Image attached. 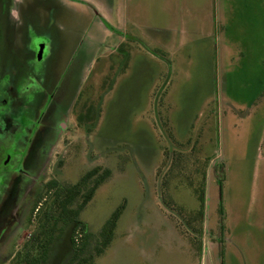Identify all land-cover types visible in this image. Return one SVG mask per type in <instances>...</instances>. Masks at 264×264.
<instances>
[{
    "label": "rangeland",
    "instance_id": "obj_1",
    "mask_svg": "<svg viewBox=\"0 0 264 264\" xmlns=\"http://www.w3.org/2000/svg\"><path fill=\"white\" fill-rule=\"evenodd\" d=\"M1 76L16 91L0 263L30 241L46 182L98 165L110 175L78 221L96 234L121 211L93 264H264V0H0ZM76 224L49 264L69 259Z\"/></svg>",
    "mask_w": 264,
    "mask_h": 264
},
{
    "label": "trees",
    "instance_id": "obj_2",
    "mask_svg": "<svg viewBox=\"0 0 264 264\" xmlns=\"http://www.w3.org/2000/svg\"><path fill=\"white\" fill-rule=\"evenodd\" d=\"M90 114L93 116L92 108L86 110L85 115L79 114L78 123H82V118H91ZM109 175V169L97 165L86 171L73 184H59L54 180L47 183L45 194L39 196L40 200L44 199L43 202L36 207L40 202L37 200L34 205L40 213L36 219L33 238L24 244L16 257L45 260L53 248V243L61 236L65 224L75 221L77 224L74 235L76 233L80 237V242L76 243L72 237V253L64 264H93L95 258L111 242L121 209L114 210L96 234L88 232L86 226L78 221V214Z\"/></svg>",
    "mask_w": 264,
    "mask_h": 264
},
{
    "label": "flooded vegetation",
    "instance_id": "obj_3",
    "mask_svg": "<svg viewBox=\"0 0 264 264\" xmlns=\"http://www.w3.org/2000/svg\"><path fill=\"white\" fill-rule=\"evenodd\" d=\"M25 36L26 35H24V39H25ZM26 42H27V47L25 46V49L23 48L22 51H24L25 54H30V56L33 59H36L37 62L39 63L46 54L45 53L46 41L41 39L40 37H38V35H33L32 33H30L27 35ZM9 68H10V66H9ZM20 70H21L20 67H17L16 71H14V72L8 71V72L13 77L14 75L18 74V72ZM18 89H19L20 93H22V92L26 93L27 90H29L28 86H25V87L20 86ZM13 91H16L15 87L12 90V87L10 86L8 81H4V78L1 76L0 77V116L3 115L4 113L6 114V112L8 111V109H9L8 104L10 102L11 93ZM17 93H19V92H16V94ZM52 180H49L48 182H46V184ZM36 212H37V210H36ZM32 215H33V212H32ZM33 235L34 234L32 233L31 238L29 240H31L33 238ZM54 243H53V245H54ZM48 260H49L48 257L45 258V260L33 259L31 257L26 258V259H19L18 258L16 260V254H15V255H10V257L8 258V261L7 260L2 261L0 264H38V263L39 264H49Z\"/></svg>",
    "mask_w": 264,
    "mask_h": 264
}]
</instances>
